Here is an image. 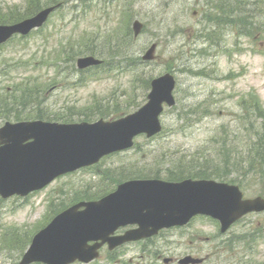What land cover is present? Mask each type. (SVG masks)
<instances>
[{"label":"rangeland","instance_id":"rangeland-1","mask_svg":"<svg viewBox=\"0 0 264 264\" xmlns=\"http://www.w3.org/2000/svg\"><path fill=\"white\" fill-rule=\"evenodd\" d=\"M37 1L42 7L55 2ZM222 1L110 0L109 5L103 0H87L80 5L70 1L51 15L44 30L29 39L16 38L0 48V98L7 92H16L19 86L29 83L24 79L38 74L39 80L33 85L49 87L44 102L59 117L79 119L84 114H94L98 108L110 114L117 106L118 112L131 111L147 101L151 78L165 72H172L177 78L176 105L163 112L164 129L159 136H140L136 148L112 155L93 168L61 176L47 189L28 197H0V264H19L31 238L61 207L71 205L85 192L100 197L114 191L124 178L118 172L121 168L131 172L146 168L152 172L171 167L184 173L215 175H225L226 170L230 177L241 175L234 162L246 148L250 135L251 141L254 137L253 133L237 136L249 127L241 122L242 97L256 92L264 108V0L253 6H258L252 12L257 17L254 36H242L236 23L220 27L205 20L212 4ZM29 3L30 0H0L1 13L16 7L22 16L34 7ZM86 6L93 11L82 19L76 18ZM135 19L145 24L137 38L131 28ZM57 40L69 47L76 44L80 51L95 41V52L109 65L107 72L82 78L77 65L64 63L59 77L56 67L48 69L41 57L52 52L54 58L50 61L59 66ZM237 42L239 46L235 47ZM153 43L158 44L156 59L142 63V56ZM22 63L26 64L23 68ZM36 110L34 105L19 111L27 115ZM3 122L0 119V126ZM231 155L232 166H227L224 160ZM203 167L209 170L200 172ZM240 182L247 187L248 196L264 195V175L260 179L258 172H251L240 177ZM252 235L259 238L257 243ZM248 240L252 241L249 249ZM155 245L146 242L139 248L124 247L114 253L110 264H153L157 249L163 259L194 255L206 258L205 264H264V213L234 224L225 234L211 219L197 218L189 228L163 233ZM108 258L105 248L92 264H105Z\"/></svg>","mask_w":264,"mask_h":264},{"label":"water","instance_id":"water-1","mask_svg":"<svg viewBox=\"0 0 264 264\" xmlns=\"http://www.w3.org/2000/svg\"><path fill=\"white\" fill-rule=\"evenodd\" d=\"M54 8H48L36 17L16 26L25 32L40 26ZM139 33L142 25L135 24ZM13 27H0V42L13 33ZM27 30V31H28ZM155 45L146 58L151 59ZM85 59H81L82 63ZM173 77L166 75L153 82L149 103L139 112L113 124L49 125L52 131L43 135L38 123L26 124L36 140L6 154L0 153V193L9 197L15 193L26 195L47 184L53 175L97 161L103 154L130 145L132 137L140 132L151 136L160 131L158 116L162 103L174 104ZM56 131V132H54ZM54 173V174H53ZM85 206L84 210H79ZM264 210V200L242 201L238 187L215 181L185 180L165 183L159 180L133 181L121 185L117 192L99 202L81 203L62 213L44 231L39 233L25 263L37 259L38 243L59 251V264L81 258L67 253L68 241H77L86 248L88 240H103L122 224L139 222L137 237L150 236L164 226L182 224L197 213L212 215L221 220L225 231L234 221L250 211ZM101 244L90 247L95 254Z\"/></svg>","mask_w":264,"mask_h":264},{"label":"trees","instance_id":"trees-1","mask_svg":"<svg viewBox=\"0 0 264 264\" xmlns=\"http://www.w3.org/2000/svg\"><path fill=\"white\" fill-rule=\"evenodd\" d=\"M235 4H237L238 7L240 8L239 3L236 2ZM249 5H250V3H249ZM226 6H229V5L226 4L225 7ZM232 9L233 8H231V11H232ZM221 10H222V13L223 14H227V11L225 10L224 7H221ZM240 10H241V8H240ZM28 90H29V94L30 95L25 94V96H23L21 98L23 100V102H19V107L20 106H26V105H27V107L28 106H34V105L35 106H39L40 103H36L37 98H40L39 92L34 91V89L31 88V87H28ZM245 109L247 110V115H249L250 108L249 107H246ZM39 110H40V108H39ZM39 110H38L37 114H39ZM253 112L256 114L257 117H263L264 116V109L262 108V106L260 105V103L258 101H256V104L254 106ZM5 113H9V115H15L16 117H19V116H17V114H14V111L13 110H10V112H6L5 111ZM89 115L90 116H93V114H89ZM85 117L88 118L87 115ZM260 129L262 130V133L260 134V142L258 143V147H257V151L258 152H254V151H251V150H247L246 151V157H247V160L246 161L247 162H250L251 168H252V166H254L256 164V161L257 160L264 161V120H263L262 127ZM225 155H227V154H225ZM232 157H233L232 155L231 156H227V158L225 159V163L226 164H230L231 161H232L231 160ZM204 169H208L209 170V167H203V168H201L200 169V172L203 171ZM241 169H243V168H241ZM124 172H131V171L130 170H124ZM132 172H134L133 174H135L137 171H132ZM211 173L212 172H210V175H211ZM138 174H144V173L141 172V173H138ZM154 174H156L155 176H159V174L157 172H155ZM128 175H131V174H128ZM186 175H189V173L186 174V173L180 172V171H173L168 178L169 179H172V180H178V179L184 178ZM191 175H193V174H191ZM205 175L210 176L207 173H205ZM200 176H197V177H200ZM207 176H203V177H207Z\"/></svg>","mask_w":264,"mask_h":264},{"label":"bare ground","instance_id":"bare-ground-1","mask_svg":"<svg viewBox=\"0 0 264 264\" xmlns=\"http://www.w3.org/2000/svg\"><path fill=\"white\" fill-rule=\"evenodd\" d=\"M245 1L246 2L243 3L242 0L241 1L224 0L223 7L227 11V14L222 13V16L224 17V24L226 26H228L229 24L233 25L236 22H240L243 30L245 31L250 30L253 22L257 18L252 12L256 11L258 9V6L253 7L255 4H253L252 2L248 0H245ZM236 2L239 3V5H241L240 6L241 10L238 7V5L235 4ZM226 4H228L229 6L225 7ZM231 8H233L232 11H231ZM222 36L223 35L221 34L220 36L217 37V39L220 40Z\"/></svg>","mask_w":264,"mask_h":264}]
</instances>
